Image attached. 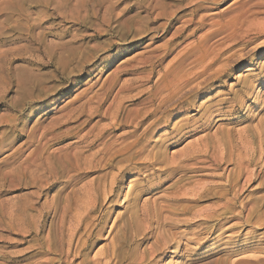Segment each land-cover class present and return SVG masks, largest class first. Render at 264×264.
Wrapping results in <instances>:
<instances>
[{
    "label": "rangeland",
    "instance_id": "1",
    "mask_svg": "<svg viewBox=\"0 0 264 264\" xmlns=\"http://www.w3.org/2000/svg\"><path fill=\"white\" fill-rule=\"evenodd\" d=\"M198 2H202L205 9L198 12L194 20V17L188 15V13L191 7ZM212 2L213 0H0V264H37L36 262L42 261L46 263L49 259H57L55 255L51 254L37 258L31 257L35 254L36 248L39 247L38 245L41 244L45 248H48L51 238L56 235L60 218L57 219V216L56 218H52V212L55 208L53 196L56 197L60 194L59 198H64L67 193L70 192L69 190L74 189L77 191V189L82 188L83 185V187L86 188L97 187V184L101 187L102 185H106V181H102L103 183L93 181V184L91 181L95 176L93 174L90 176H81L79 184L74 183L75 185L72 184L70 186L67 184L69 181L68 176H75V172H71L69 175L62 177L63 179L58 178L62 184L57 179V184L49 190H47L49 188L48 185L55 181L48 179V181L44 182L46 178L41 179L40 189H37V184L30 179L31 177L28 176V171L35 170V166L40 169L53 168L52 165L54 164L56 167L58 163L65 168H69L70 166L74 167L79 164V167H82V171L80 170L81 173L91 171L88 169V165L91 166L93 162L89 163L88 160L91 159V155L97 150V147L91 148L92 142L90 141L93 139L91 134V137L89 135L88 137L86 132L97 121L98 118L96 116H104V119L110 117L104 114L108 111V106L111 105L109 112L117 106H122V108L126 110L122 112L125 118H137L141 107L137 105V103H133L134 97L124 99V95L126 94L124 92L125 89L129 88L131 90V93H128L131 97L135 95L139 89L138 93H140V95L135 96L136 98H139L141 94L146 97L149 93H159L166 81L169 82L172 80V82L175 83L177 81V76H181L177 68V62L179 58L183 56H185L186 59L182 68L186 72L187 77L193 80V74L196 71L204 70L205 72V81L203 85L197 87L192 97L193 108L187 109L185 105H181L180 111L172 114L171 122H169L167 128H160L152 132V134H156L153 142L157 143L155 144L154 152L157 151L159 146H163L162 151L165 150V153H163V155L165 154V161L163 163L165 164H155L152 170L154 172L156 171V174L155 176L151 175L153 173L151 167L143 164L145 161L142 160L151 149L150 146L146 149V152L142 154L143 156L141 155L134 160L136 164L127 167L122 176L119 177V181L113 186L112 191L116 198L106 204L102 213L103 217L99 220V226L96 231L100 229V226L104 227H101L102 231H99L101 237L99 240H92L91 249L89 248L85 253H90L91 255L88 256L91 259L95 258L97 255L98 259L101 258L100 260H103V256L108 255V250L112 243L117 240L116 238H118V242L115 241L113 244L115 245L116 243V246H118L117 244L120 242L119 237H124L127 240V245L125 243L123 252L126 251V249L127 251L123 253L124 259H121V264H146L147 262H150V264H264V174H262L264 173V30L260 31V29L264 28V0H218L216 3ZM162 6L165 7V9L162 8ZM92 7L94 9H92ZM99 7L100 9L98 10ZM103 7L106 8L104 9ZM176 8L180 9L173 14L172 18L175 17L177 19L182 17V20L173 23L170 30L171 32L163 36L161 32L154 34L152 31H149L150 29L154 30L158 24L164 25L167 22L161 19L158 23L151 24L157 13H165L166 11V13H173L177 10ZM102 9H104V11ZM180 10L186 11L181 12ZM102 12H106L105 14L112 19L120 17L122 21L132 18L135 15V18L133 17L134 21L139 24V26L145 27L147 24L145 27L147 32H141V34L136 35L133 39L128 36L125 41L119 42L121 39V31L116 28L118 34L115 33L112 37L111 41L114 42L113 44L109 42L105 43V40L109 39L110 36H105V38L103 37L100 40L98 39V41L92 42L90 39L100 26ZM148 14L151 15V18H149L151 22L145 17V15L147 16ZM94 15L97 19H95L96 17ZM136 15L139 17H136ZM200 15L203 17L206 16V20L204 18L205 26L200 29L194 37L185 40L175 52L167 56L163 61L160 63L154 62L155 65L153 64V67H150V71L148 63H145L146 58L159 55L161 50L166 46V42L171 40V34L174 29L176 30L180 25L182 26V21L184 22L188 20V18L192 21L188 29V32H190L194 27L193 23L196 22ZM140 17L143 18L141 19ZM90 20L93 21L91 22ZM114 25L113 23L112 26ZM252 26L255 29H250L251 32L252 30L254 31L249 37H254V40L253 42L251 41L252 43L250 42L249 45L242 46L241 43L247 42V40L245 41V39H243L244 32L247 28H252ZM219 28V35L217 37L205 42L202 40L208 33ZM256 32L259 33L256 34ZM146 35L148 37L145 39ZM149 38L154 41L147 40ZM180 41L181 40H178L176 43H180ZM201 41L203 50L198 53L197 49ZM130 42L133 43L130 44ZM98 45L99 47L97 48ZM87 47L96 48L95 54L91 52L88 53ZM151 51L155 52L149 53ZM142 71L144 72L143 74H141ZM142 75L148 77L150 81L145 82V79H143L142 82L144 83L140 86L138 82L136 83L134 81L138 76ZM249 81L251 82L249 83ZM196 82L197 81L193 82L192 85ZM123 84H125L124 86L126 88ZM122 87H124L122 92L124 95L119 93L121 97L118 96L115 102H113L111 99H114L115 95L118 93L117 91L123 89ZM109 88L111 89L109 90ZM140 90H143L142 93ZM245 91L247 92L245 93ZM195 95L198 97H195ZM89 97L92 100L89 104L90 108L86 106V109L84 108L85 111H82L84 113H82L83 115L81 111L78 110L66 114L69 110H73L84 103ZM117 100L123 103L117 105ZM100 101L104 106L100 104ZM105 108L107 109L105 110ZM89 110L91 111L89 112ZM96 113L97 115H93ZM87 114L91 115V117H87ZM128 115L131 116L129 117ZM108 122V120H102L99 125H97L94 133L96 134L98 127L99 129L103 128ZM177 126L182 129V132H184V130L185 132L188 131L185 138L178 139V136L175 138L170 136ZM76 127H79L77 128L78 130L80 129L79 132ZM30 133L34 139L30 138ZM40 134H42V137ZM162 138L165 139L163 143L160 142ZM31 139L35 141H31ZM43 142L47 143L45 144ZM99 143L100 142H96L95 145ZM165 143H167V145H165ZM42 144L44 145L42 146ZM217 144L219 146H217ZM234 144L235 146H233ZM39 147H42L41 149L43 151ZM71 147H73V149ZM190 148L192 149L190 150ZM187 150L188 152H186ZM74 151L76 153H74ZM68 152L70 154H68ZM191 152L194 154L192 155ZM66 154L68 156H66ZM79 155L82 157H79ZM246 155L248 157L252 156L251 158L247 157L249 161ZM213 156L216 157L214 158ZM85 157L87 158L86 160ZM76 159H78V164L75 162L77 161ZM61 161L63 162L61 163ZM209 161H211V163ZM52 162L53 164L50 166ZM137 162L142 165H137ZM238 162H240V164ZM66 163H68L69 166H66ZM171 165L174 166L171 167ZM217 165L220 166L217 167ZM239 165L242 167L241 171L238 168ZM248 165L250 167H248ZM143 166L145 168H143ZM162 167L164 169L166 167L172 168L174 172L176 171L177 173L175 172L176 174L174 173L173 177L167 180L162 174H158L157 172L162 170ZM110 172L112 175L116 174L115 170H110ZM252 173L254 174L252 175ZM145 174L147 175L145 176ZM232 176L233 178L235 177L234 179L236 180H234ZM247 178H251L252 181L246 182L245 180H247ZM64 179L66 181H64ZM88 182L91 183L89 184ZM175 183L177 185H175ZM9 184L10 186H8ZM139 184L141 185L139 186ZM42 185L45 186L42 187ZM227 186L230 187V191L226 193L224 191L227 189ZM206 187L209 188L207 189ZM219 187L220 189H218ZM142 188L145 189L146 192L142 193V195L138 194V191ZM231 188L233 189L232 191ZM203 189H207L208 191L205 190V193H203ZM199 190L202 191L204 195L201 197L202 199L199 198L198 200L196 199V192ZM241 190L242 193L240 196ZM200 191L198 193H200ZM220 191L223 192L221 194H224V196L222 195L223 198ZM100 192L102 195L103 191ZM193 193L196 194L194 195ZM135 194L137 195V202L136 200H132ZM74 195L79 198L81 197L78 194ZM210 195H213L212 198ZM233 195H238V197L232 200ZM195 200L197 201L194 202ZM227 200L235 204V209L233 210V214L235 215L234 218H228L226 221L219 223L216 222L215 219L211 220L207 218V215H210L209 213L212 210H215V208L219 209L218 207H221ZM44 201L45 203H43V205L42 202ZM132 202L135 204L134 207ZM135 202L138 203V206ZM51 204L53 205L51 206ZM144 204L146 205L144 206ZM33 205L36 207L33 208ZM48 205L53 209L50 210ZM63 205H65V203L60 206ZM43 206L44 209L42 208ZM150 206L152 209H149ZM155 206H158V210H156L157 208L154 209ZM30 207H32L33 210ZM131 207L137 209V211L139 208L138 216L136 217L137 220L134 219V222H136L133 223L134 227L128 228V230L123 233L124 221L127 217V212L132 209ZM45 208L48 209L46 210ZM140 208L146 211L152 210L153 212L151 211L150 214L153 215L151 216L149 214V216L145 214L143 216ZM242 208H244V211ZM251 208L253 213L249 214ZM34 210L35 212H33ZM254 210L256 212H254ZM240 211H242V214H240ZM237 213H239V215ZM228 216L229 215H226V217ZM116 217H118V221ZM143 217L144 219L142 220ZM76 218L77 214L73 209L72 212L67 215L65 221L66 225L64 224L66 232L68 227V229L72 228L74 224H72L73 222L71 221ZM120 218L122 219L120 220ZM152 219L154 222H152ZM201 221L202 223L205 222V224H200ZM113 222L117 224H113ZM165 223L168 224L166 225ZM169 223L173 224L177 229ZM148 224H151L150 228L152 232ZM121 225L123 228H121ZM169 225H171L172 228L168 227ZM213 225H216L218 229L214 233H210L211 226L213 227ZM205 226L208 228H205ZM139 227H141L139 229L141 230L139 231L140 233L138 232ZM118 228L122 233H118L120 232ZM133 231H135V233H133ZM51 232L52 235H50ZM102 232L103 235L101 234ZM130 232L131 235L129 234ZM170 232H176V235L172 234L171 237ZM116 233L119 236L115 237V235H117ZM193 233L195 234L193 235ZM173 235L175 237H173ZM165 237L168 244L175 241L172 243L173 246L170 244L167 246L165 245V248L164 246H160L166 241ZM30 243L33 245L36 244V246H33L35 249L31 247L32 244ZM107 245L109 246L108 250ZM151 247L152 249H150ZM156 249L160 250L157 251ZM100 250H103V252ZM97 251L100 252L96 254L95 252ZM150 252H154L152 256L155 255V253L156 255L152 257ZM99 253L102 257L98 256ZM94 254L96 255L93 257ZM143 254L147 256L143 258ZM141 257L145 260H142ZM151 258L152 260L150 261ZM71 260L72 257H70L68 261ZM140 260L144 262L142 263Z\"/></svg>",
    "mask_w": 264,
    "mask_h": 264
},
{
    "label": "bare ground",
    "instance_id": "2",
    "mask_svg": "<svg viewBox=\"0 0 264 264\" xmlns=\"http://www.w3.org/2000/svg\"><path fill=\"white\" fill-rule=\"evenodd\" d=\"M87 1V0H86ZM144 1V0H143ZM162 1V0H161ZM173 1V0H172ZM206 1V0H205ZM211 1V0H210ZM65 2V1H64ZM147 2V1H146ZM189 2V1H188ZM204 2V1H203ZM213 2L214 3H216V2H218V0H213ZM212 2V3H213ZM66 3V2H65ZM76 3H78V2H76ZM82 3V2H81ZM96 3V2H95ZM144 3V2H143ZM191 3H193V2H191ZM211 3V4H212ZM137 4V3H136ZM150 4V3H149ZM206 4V3H205ZM74 5V4H73ZM88 5V4H87ZM90 5V4H89ZM92 5V4H91ZM147 5V4H146ZM145 5V6H146ZM189 5V4H188ZM216 5V4H215ZM78 6H80V5H78ZM82 6V5H81ZM93 6V5H92ZM83 7V6H82ZM91 7V6H90ZM95 7V6H94ZM97 7V6H96ZM147 7V6H146ZM179 7V6H178ZM79 8V7H78ZM104 8V7H103ZM106 8V7H105ZM104 8V9H105ZM162 8H164L165 9V7H163L162 6ZM167 8V7H166ZM74 9H76V8H74ZM85 9V8H84ZM92 9H94L93 7H92ZM100 9V7L98 8V10ZM104 9H102L103 11H104ZM148 9V8H147ZM157 9V8H156ZM163 9V10H164ZM177 10L175 11V12H170V13H164V12H159V13H157L154 17L155 18H153V23H151V24H156V23H158V21L159 20H161V19H164L165 21H167L168 22V24H167V22L164 24V25H161V24H158V26L154 29V30H149V31H152L154 34L155 33H157V32H161L162 34L161 35H163V36H165V35H167L169 32H171L170 30H171V28H172V25H173V23L174 22H178L179 20H182L181 18L182 17H179V18H172L173 17V14L174 13H176V12H178V10L180 9V8H176ZM205 8L203 7V3L202 2H198V3H196V4H194L192 7H191V10H189V13H188V15H190V16H192V17H194V20H195V16L197 15V13L198 12H200V11H202V10H204ZM87 10V9H86ZM145 10V9H144ZM150 10L152 11V8L150 7ZM162 10V11H163ZM76 11V10H75ZM155 11V10H154ZM181 11V10H180ZM184 11H186V10H182L181 12H184ZM248 11V10H247ZM86 12H88V11H86ZM103 13V12H102ZM106 13V12H105ZM105 13H103L102 15H101V17H100V26H99V28L95 31V34L93 35V36H91V39H90V41H98V39L100 40L101 38H105V36H110V38L109 39H107V40H105L106 42L105 43H107V42H109L110 44H113L114 42L113 41H111V39H112V37L114 36V34L115 33H117L118 31H117V29H119L120 31H121V33H120V35H121V39L119 40V42L120 41H125L127 38H128V36H130V37H132V39H133V37H135L136 35H138V34H141V32L143 33V32H147V29H145V27L147 26V24H146V26L144 25L145 24V22H144V26L145 27H143V26H139V24H137L135 21H134V18H135V15L132 17V18H129V19H124L123 21L121 20V18L120 17H117V18H115V19H112V18H110V16H107V14H105ZM152 13H155V12H152ZM95 14V13H94ZM101 14V13H100ZM137 14V13H136ZM141 14V13H140ZM140 14H139V16H140ZM240 14H242V13H240ZM248 14V13H247ZM96 15V14H95ZM94 15V16H95ZM138 15H136V17H137ZM138 16V17H139ZM186 16V15H185ZM226 16V15H225ZM91 17V16H90ZM96 17V16H95ZM98 17V18H99ZM144 17V16H143ZM143 17H140L141 19L143 18ZM145 17L147 18V20L148 21H150L149 20V18H151V15L150 14H148L147 16L145 15ZM206 16H202V15H200V17L199 18H197V20H196V22L195 23H193L194 24V27H193V29H191L190 30V32H188L189 30V27L191 26L190 24L192 23V21H191V19L189 20V18H188V20H185L184 22L182 21V26L180 25V27H178L176 30L174 29V31H173V33L171 34V40L170 41H168V42H166V46L164 47V49L163 50H161V53H159V55H156V56H149V57H147L146 58V61H145V63H148V65H149V68L150 67H153V64H154V62H161V61H163L167 56H169L170 54H172L173 52H175V50L178 48V47H180V45L185 41V40H187V39H189V38H191V37H194L195 36V34L200 30V29H202L205 25H204V18H205ZM208 18V17H207ZM95 19H97V17L95 18ZM138 19V18H137ZM141 19H139V20H141ZM231 19V18H230ZM246 19V18H245ZM205 20H206V18H205ZM91 21V20H90ZM93 21V20H92ZM91 21V22H92ZM96 21V20H95ZM94 21V22H95ZM146 21V20H145ZM228 21V20H227ZM141 22V21H140ZM151 22V21H150ZM149 22V23H150ZM206 22V21H205ZM88 23H90V22H88ZM115 24L114 26H112V24ZM139 23V22H138ZM146 23H147V21H146ZM98 24V23H97ZM181 24V23H180ZM205 24H207V23H205ZM244 24V23H243ZM90 25H92V24H90ZM99 25V24H98ZM226 25H228V24H226ZM225 25V26H226ZM252 25V24H251ZM137 26V27H136ZM258 26H260V25H258ZM94 27V26H93ZM103 27V28H102ZM208 27V26H207ZM214 27V26H213ZM85 28V27H84ZM117 28V29H116ZM91 29V28H90ZM250 29H255V28H253V26H252V28H247V30H245V32H244V35H243V39H245V41L247 40V42H245V43H241V45L242 46H246V45H249L250 44V42L252 41L253 42V38L254 37H252V38H250L249 37V35L254 31V30H252V32H251V30ZM89 30V29H88ZM219 30H220V28L219 29H217V30H214L213 32H211V33H208V35H206L202 40L205 42V41H207V40H211V39H213V38H215V37H217L218 35H219ZM264 30V28H262V29H260V31H263ZM257 31V30H256ZM259 31V30H258ZM259 31V32H260ZM151 32V33H152ZM187 32V33H186ZM259 32H256V34H258ZM152 33V34H153ZM221 33V32H220ZM237 33V32H236ZM118 34V33H117ZM148 36L146 35V37H145V39L147 38ZM141 38V37H140ZM230 38V37H229ZM232 38V37H231ZM234 38V37H233ZM238 38V37H237ZM256 38V37H255ZM242 39V38H241ZM242 39V40H243ZM135 40V39H134ZM147 40H149V41H154L153 39H151V38H149V39H147ZM178 40H181L180 41V43H176V41H178ZM89 41V40H88ZM130 41H132V40H130ZM83 42V41H82ZM87 42V41H86ZM85 42V43H86ZM251 42V43H252ZM133 42H130V44H132ZM102 44V43H101ZM118 44V43H117ZM88 45V44H87ZM136 45V44H135ZM234 45V44H233ZM102 46V45H101ZM111 46V45H110ZM132 46V45H131ZM130 46V47H131ZM99 47V45L97 46V48ZM140 47V46H139ZM109 48V47H108ZM157 48V47H156ZM84 49H85V46H84ZM95 49L96 48H90V47H87V52L88 53H94L95 54ZM198 53H200L202 50H203V44H202V41H201V44H200V46L198 47ZM234 51V50H233ZM155 51H151V52H149V53H154ZM86 53V52H85ZM96 53H97V51H96ZM82 55H84V54H82ZM88 55V54H87ZM72 56V55H71ZM73 56H75V55H73ZM93 57V56H92ZM87 58V57H86ZM90 58V57H89ZM185 59H186V57L185 56H183V57H181V58H179V60H178V62H177V68L179 69V72L181 73V76H177V81L175 82V83H173L172 82V80H170L169 82H165V84H164V86H163V88L161 89V91H159V93H156V94H152V93H149V91H148V93L149 94H147L146 95V97H144V95L143 94H141V96L139 97V98H136L135 96H137V95H140V93H138L139 92V89L137 90L138 92L137 93H135V95H133L132 97L131 96H129V94L128 93H131L130 91V89L129 88H126L124 85L126 84H123V86L126 88L125 89V95L122 93L123 92V90H124V87H122L123 89H120L119 91H117L116 93V95H115V97H114V99L112 98L111 100H113V102H115V99H117V97L119 96V93H122L123 95H124V99H130V98H133L134 100H133V103L135 104V103H137V105H139L140 107H141V109H140V113H138L139 115H138V117L137 118H135V119H127V118H125L124 116H123V111L125 110V109H123L122 108V106L120 107V106H117L116 108H114L111 112H109L110 111V108H111V105L110 106H108L109 108H108V111H104L105 112V116H110V117H108L107 119H104L105 117L103 116H99V115H97V113L96 114H93V115H97L96 117L98 118L97 119V121L95 122V124L92 126V127H90V129L89 130H87V132H86V135L88 136H90V134H91V136H92V141H90V142H92V145H91V148L92 147H97V150L96 151H94L93 153H92V157H91V159L90 160H88L89 161V163H92L93 162V164L90 166V165H88V169H90L91 171H89V172H80V170L82 169V167L80 168L79 167V164H78V159H76L77 161H75L78 165L77 166H70L69 168H65V167H62V165H60L59 163L56 165V167H55V165L53 164V162L52 163H50V166H51V164H53L52 166H53V168H46V169H40V168H38V167H36L35 166V170H29L28 171V176H30L31 178V180H33L36 184H37V189H40V186H41V179H45L46 178V180L44 181V182H46V181H48V179H50V180H52V181H55V182H51L50 183V185H48V189L47 190H49V189H51L54 185H56L57 183H56V181H57V179L58 178H61V179H63L62 177H65V176H67V175H69L71 172H75L74 173V175L75 176H68L69 177V181L67 182V184H69L70 186L72 185V184H74V183H78L79 184V182H80V179H81V176H90V175H95L94 177H93V179L91 180L92 182L94 181V182H97V183H103L104 181H106V185H102V187L99 185V184H97V187H89V185H88V187L89 188H86V187H83L82 186V188H79V189H77V191H75L74 189L73 190H69L70 192L69 193H67V195L63 198H59L60 197V194H59V196L57 197H55V196H53V199H54V210H53V212H52V218H56V216H57V219H59L60 218V223H59V226H58V228H57V230H56V235L53 237V238H51V240H50V244H48V248H45L43 245H38L39 247H37L36 249L37 250H35L36 252H35V254H33L31 257H43V256H46V255H48V254H51V255H55L56 257H57V259H54V258H52L51 260L49 259V260H47V262L46 263H43L42 261H40V262H36L37 264H74V263H76V264H121V259H124V255H123V253L125 252L126 253V251H127V249H126V251H124L123 252V249H125V243L127 242V240L124 238V237H122V238H120L119 237V239H120V242L117 244L118 246H116V243H115V245L113 244L115 241L116 242H118L117 240H118V238H116L117 240H115L113 243H112V245L110 246V248H109V246L107 247V250H108V248H109V250H108V255H104L103 256V260H100V259H98L97 258V255L96 254H98V252H100V251H97V252H95L96 254H94L93 255V257L95 256V258H89V256L88 255H91L90 253L89 254H86L85 252L90 248L91 249V247H92V243L91 242H93L92 240H99L100 239V237H101V235L99 234V231L101 230V227L102 226H100V229H98L97 231H96V229H97V227L99 226V220L100 219H102V217H103V210H104V207L106 206V204L108 203V202H111L114 198H116L115 197V194H113V191H112V189H113V186L114 185H116V183H117V181H119L118 179H119V177H121L122 176V174L125 172V170L127 169V167H130V165H132V164H136V163H134V160L136 159V158H138V157H140L144 152H146V149L148 148V147H150L151 146V149L148 151V153L144 156V158H142V160L143 161H145V163H143V164H146V166H148V167H151V171H153L152 170V167L155 165V164H165V163H163L165 160H164V155H163V153H165L164 151H162L163 150V146H159V148H157V151L156 152H154V148H155V144H157L156 142H153V140H154V137H156V134H152V132L153 131H156V130H158V129H160V128H167L168 127V125H169V122H171V117H172V114L175 112V113H178L179 111H180V109H181V105H185L186 107H187V109H189V108H191L192 106H193V99H192V97L194 96V94H195V92H196V90H197V87H200L201 85H203V83H204V81H205V78H204V75H205V72H204V70H198V71H196L194 74H193V80L191 79V78H189V77H187V74H186V72L184 71V69L182 68V66L184 65V62H185ZM81 61V60H80ZM143 63V62H142ZM176 64V63H175ZM143 65V64H142ZM146 65V64H145ZM155 65V64H154ZM172 65V64H171ZM174 65V64H173ZM147 66V65H146ZM145 66V67H146ZM5 67V66H4ZM148 67V66H147ZM175 67V66H174ZM133 68H135V67H133ZM142 69H143V67H142ZM146 69V68H145ZM146 70H148V69H146ZM145 70V71H146ZM150 71H151V68H150ZM153 71V70H152ZM144 72L142 71L141 72V74H143ZM167 73V72H166ZM134 74V73H133ZM147 75H149V74H147ZM150 75H152V74H150ZM166 76H167V74H166ZM138 77H140V78H138ZM136 79H135V81L134 82H138L139 83V85L141 86L144 82H142V80L143 79H145L144 81L145 82H149L150 80H149V78L148 77H144V75H142V76H138ZM168 77H172V76H168ZM162 79H164V78H162ZM195 81H197L195 84H193L192 85V83L193 82H195ZM243 82V81H242ZM251 81H249V83H250ZM129 85V84H128ZM159 85V84H158ZM161 85V84H160ZM108 86V85H107ZM107 86H106V88H107ZM111 86V85H110ZM130 86V85H129ZM242 86V85H241ZM248 86H249V84H248ZM120 88V87H119ZM249 88V87H248ZM34 89V88H33ZM105 89V88H104ZM111 88H109V90H110ZM135 89V88H134ZM1 90V89H0ZM113 90V89H112ZM246 90V89H245ZM103 91V90H102ZM108 91V90H107ZM134 91V90H133ZM141 91V93H142V91L143 90H140ZM248 91V90H247ZM247 91H245V93L247 92ZM1 92V91H0ZM199 92V91H198ZM249 92V91H248ZM32 93V92H31ZM147 93V92H146ZM102 94H104V93H102ZM248 94V93H247ZM250 94V93H249ZM252 94V93H251ZM23 95V94H22ZM109 95V94H108ZM162 95V96H161ZM83 96V95H82ZM102 96V95H101ZM100 96V97H101ZM218 96V95H217ZM32 97V96H31ZM119 97H121V95L119 96ZM195 97H198L197 95H195ZM228 97V96H227ZM27 98V97H26ZM37 98H38V96H37ZM97 98H99V97H97ZM103 98V97H102ZM101 98V99H102ZM234 98V97H233ZM237 98V97H236ZM33 99V98H32ZM95 99V98H94ZM105 99V98H104ZM123 99V98H122ZM124 99H123V101H124ZM196 99V98H195ZM228 99V98H227ZM232 99V98H231ZM260 99V98H259ZM26 100V99H25ZM38 100V99H37ZM83 100V99H82ZM98 100V99H97ZM100 100V99H99ZM91 99H90V97H89V99H87V100H85L84 101V103H80L81 105H79L77 108H74L73 110H69L66 114H68V113H70V112H72V111H76V110H78V111H81V114L83 113L82 111H85L84 110V108L86 109V106H88L87 108H90L89 107V104L91 103ZM129 101V100H128ZM103 102H105V101H103ZM111 102V101H110ZM117 102H118V100H117ZM125 102V101H124ZM119 103H123V102H118V104L117 105H119ZM196 103V102H195ZM238 103V102H237ZM100 104H101V101H100ZM99 104V105H100ZM120 104V105H121ZM95 105V104H94ZM102 105V104H101ZM113 105V104H112ZM92 106V105H91ZM97 108H99L97 105H95ZM102 106H104V105H102ZM114 106V105H113ZM124 106V105H123ZM196 106V105H195ZM194 106V107H195ZM219 106V105H218ZM221 106V105H220ZM183 107V106H182ZM247 107V106H246ZM193 108V107H192ZM201 108V107H200ZM107 108H105V110H106ZM138 109V110H139ZM215 109V108H214ZM220 109V108H219ZM223 109V108H222ZM264 109V108H263ZM67 110V109H66ZM93 110V109H92ZM99 110V109H98ZM185 110V109H184ZM201 110V109H200ZM206 110V109H205ZM238 110V109H237ZM91 110H89V112H90ZM97 111V110H96ZM95 111V112H96ZM126 111V110H125ZM124 111V112H125ZM204 111V110H203ZM220 111V110H219ZM94 112V113H95ZM99 112V111H98ZM101 112V111H100ZM197 112H198V110H197ZM207 112V111H206ZM211 113V112H210ZM72 114V113H71ZM74 114V113H73ZM76 114V113H75ZM80 114V115H81ZM84 114V113H83ZM82 114V115H83ZM99 114V113H98ZM125 114V113H124ZM183 114V113H182ZM203 114V113H202ZM218 114H219V112H218ZM222 114V113H221ZM78 115H79V112H78ZM212 115V114H211ZM215 115V114H214ZM88 116H90L91 117V115H88L87 114V117ZM127 116V115H126ZM129 116V115H128ZM131 116V115H130ZM129 116V117H130ZM136 116H137V113H136ZM219 116V115H218ZM69 117H71V116H69ZM81 117V116H80ZM79 117V118H80ZM92 117H94V116H92ZM260 117V116H259ZM16 118V117H15ZM68 118V117H67ZM75 118V117H74ZM84 118V117H83ZM202 118V117H201ZM205 118V117H204ZM69 119V118H68ZM71 119H73L72 117H71ZM76 119V118H75ZM85 119H90V118H85ZM84 119V120H85ZM93 119V118H92ZM83 120V121H84ZM102 120H108L109 122H108V124L106 125V126H103V128H100L99 129V127H98V129L96 130L97 132H96V134L94 133V131H95V129H96V127H97V125H99V123L102 121ZM19 121V120H18ZM88 121V120H87ZM181 121V120H180ZM179 121V122H180ZM185 121V120H184ZM179 122H177V123H179ZM80 123V122H79ZM181 123V122H180ZM186 123V122H185ZM184 124V123H183ZM83 125V124H82ZM174 125H176V124H174ZM182 125V124H181ZM186 125V124H185ZM190 125V124H189ZM188 125V126H189ZM14 126V125H13ZM77 126V125H76ZM80 127H81V125H80ZM172 127H174V126H172ZM179 126H177L176 127V129H174L173 131H172V134L170 135V136H172V137H176V136H178L177 138L178 139H181V138H185V136L187 135V132H185V130H184V132H182V129H180V127L178 128ZM190 127V126H189ZM204 127V126H203ZM207 127V126H206ZM73 128H75V127H73ZM77 128H79V127H76V129ZM82 128V127H81ZM175 128V127H174ZM192 128V127H191ZM70 129V128H69ZM72 130V129H71ZM78 130V129H77ZM77 130H76V132H77ZM80 130V129H79ZM79 130H78V132H79ZM187 130V129H186ZM188 130H190V129H188ZM196 130V129H195ZM13 131V130H12ZM34 132V131H33ZM68 132V131H67ZM69 132H70V130H69ZM119 132V133H118ZM190 132V131H189ZM43 133H45V132H43ZM118 133V134H117ZM31 134V133H30ZM65 134V133H64ZM67 134H69V133H67ZM73 134V133H72ZM76 134V133H75ZM80 134V133H79ZM37 135V134H36ZM42 134H40V136H41ZM43 135H45V134H43ZM51 135V134H50ZM57 135V134H56ZM60 135V134H59ZM77 135V134H76ZM217 135V134H216ZM3 136V135H2ZM30 136V135H29ZM61 136V135H60ZM71 136V135H70ZM74 136V135H73ZM78 136V135H77ZM88 136V137H89ZM90 136V137H91ZM163 136V135H162ZM169 136V135H168ZM4 137V136H3ZM27 137V136H26ZM35 137V136H34ZM42 137V136H41ZM46 137V136H45ZM44 137V138H45ZM58 137V136H57ZM56 137V138H57ZM64 137V136H63ZM80 137H82V136H80ZM171 137V138H172ZM207 137V136H206ZM205 137V138H206ZM232 137H234V136H232ZM2 138V137H1ZM30 138H32V134H31V137ZM61 138V137H60ZM59 138V139H60ZM85 138V137H84ZM83 138V139H84ZM157 138H158V136H157ZM170 138V137H169ZM229 138V137H228ZM32 139H34V138H32ZM31 139V141H35V140H32ZM53 139V138H52ZM61 139H63V138H61ZM86 139H88V138H86ZM28 140H29V137H28ZM39 140V139H38ZM41 140H42V138H41ZM57 140H58V138H57ZM56 140V141H57ZM80 140V139H79ZM160 140V139H159ZM200 140V139H199ZM198 140V141H199ZM84 141H86V140H84ZM88 141V140H87ZM142 141H144V142H142ZM165 141V139H161L160 140V142H164ZM220 141V140H219ZM240 141V140H239ZM253 141V140H252ZM48 142V141H47ZM47 142H43V143H47ZM51 142H53V141H51ZM60 142V141H59ZM74 142V141H73ZM79 142V141H78ZM89 142V141H88ZM96 142H100L99 144H97V145H95V143ZM159 142V141H158ZM179 142V141H178ZM241 142V141H240ZM251 142V141H250ZM55 143H57V142H55ZM71 143V142H70ZM81 143V142H80ZM219 143V142H218ZM238 143V142H237ZM244 143V142H243ZM246 143V142H245ZM35 144V143H34ZM38 144H39V142H38ZM59 144V143H58ZM224 144V143H223ZM3 145V144H2ZM9 145V144H8ZM27 145H30V144H27ZM44 144H42V146H43ZM48 145V144H47ZM70 145V144H69ZM164 145V144H163ZM165 145H167V143H165ZM258 145V144H257ZM25 146H26V142H25ZM37 146V145H36ZM80 146V145H79ZM84 146V145H83ZM217 146H219L218 144H217ZM222 146V145H221ZM233 146H235V144L233 145ZM47 147V146H46ZM85 147V146H84ZM88 147V146H87ZM100 147V148H99ZM157 147V146H156ZM187 147V146H186ZM191 147V146H190ZM196 147V146H195ZM245 147V146H244ZM1 148H3V147H1ZM28 148V147H27ZM40 148V147H39ZM42 148V147H41ZM40 148V149H41ZM49 148V147H48ZM65 148V147H64ZM72 149H73V147H71ZM189 148V147H188ZM217 148V147H216ZM220 148H222V147H220ZM232 148H234V147H232ZM237 148V147H236ZM43 149H44V147H43ZM47 149V148H46ZM75 149H77V148H75ZM192 148H190V150H191ZM202 149V148H201ZM263 149V148H262ZM38 150V149H37ZM42 150V149H41ZM58 150H60V149H58ZM68 150V149H67ZM70 150V149H69ZM68 150V151H69ZM88 150V149H87ZM198 150V149H197ZM214 150V149H213ZM237 150H239V149H237ZM36 151V150H35ZM43 151V150H42ZM71 151V150H70ZM75 151H77V150H75ZM74 151V153H76ZM84 151H85V149H84ZM91 151V150H90ZM194 151V150H193ZM40 152V151H39ZM61 152V151H60ZM186 152H188V150L186 151ZM195 152V151H194ZM220 152V151H219ZM221 152H223V151H221ZM229 152H230V150H229ZM252 152V151H251ZM260 152V151H259ZM43 153V152H42ZM41 153V154H42ZM44 153H45V151H44ZM43 153V154H44ZM53 153V152H52ZM55 153H57V152H55ZM54 153V154H55ZM66 153V152H65ZM64 153V154H65ZM167 153V152H166ZM181 153H183V152H181ZM192 153V152H191ZM197 153V152H196ZM241 153H242V151H241ZM244 153H245V151H244ZM50 154V153H49ZM48 154V155H49ZM62 154H63V152H62ZM68 154H70L69 152H68ZM80 154V153H79ZM86 154H87V152H86ZM187 154V153H186ZM194 153H192V155H193ZM259 154V153H258ZM37 155H38V153H37ZM59 155V154H58ZM75 155V154H74ZM88 155V154H87ZM90 155V154H89ZM182 155V154H181ZM253 155V154H252ZM49 156H51V155H49ZM54 156V155H53ZM56 156V155H55ZM60 156V155H59ZM66 156H68L67 154H66ZM70 156V155H69ZM143 156V155H142ZM183 156V155H182ZM181 156V157H182ZM185 156V155H184ZM237 156V155H236ZM250 156V155H249ZM13 157V156H12ZM41 157H42V155H41ZM73 157H75V156H73ZM79 157H82V156H80L79 155ZM179 157V156H178ZM191 157V156H190ZM207 157V156H206ZM209 157V156H208ZM211 157V156H210ZM214 157V156H213ZM216 157V156H215ZM214 157V158H215ZM241 157V156H240ZM248 156L246 155V158H247ZM252 157V156H251ZM251 157H248V158H251ZM51 158V157H50ZM62 158V157H61ZM60 158V159H61ZM63 158H64V156H63ZM77 158V157H76ZM248 158H247V160H248ZM41 159V158H40ZM39 159V160H40ZM45 159V158H44ZM58 159H59V157H58ZM57 159V160H58ZM87 158L85 157V160H86ZM140 159V158H139ZM168 159H170V158H168ZM180 159V158H179ZM208 159V158H207ZM219 159V158H218ZM230 159H231V157H230ZM240 159V158H239ZM245 159V158H244ZM243 159V160H244ZM254 159V158H253ZM51 160V159H50ZM198 160V159H197ZM217 160V159H216ZM226 160V159H225ZM233 160V159H232ZM236 160H237V158H236ZM235 160V161H236ZM242 160V159H241ZM251 160V159H250ZM53 161V160H52ZM54 161H55V159H54ZM79 161H80V159H79ZM170 161V160H169ZM172 161V160H171ZM179 161V160H178ZM186 161H187V159H186ZM224 161V160H223ZM249 161V160H248ZM60 162V161H59ZM63 161H61V163H62ZM68 163H69V161H67ZM174 162V161H173ZM177 162V161H176ZM183 162V161H182ZM189 162V161H188ZM194 162V161H193ZM200 162V161H199ZM198 162V163H199ZM208 162V161H207ZM210 163H211V161H209ZM215 162V161H214ZM237 162V161H236ZM46 163H47V161H46ZM68 163H66V166H69L68 165ZM83 163H84V160H83ZM88 163V162H87ZM184 163V162H183ZM204 163V162H203ZM233 163V162H232ZM239 164H240V162H238ZM242 163V162H241ZM250 163H252V162H250ZM250 163H247V164H250ZM254 163V162H253ZM38 164V163H37ZM43 164V163H42ZM69 164H71V163H69ZM74 164V163H73ZM167 164V163H166ZM192 164H194V163H192ZM221 164V163H220ZM234 164H235V162H234ZM30 165V164H29ZM33 165V164H32ZM41 165V164H40ZM72 165V164H71ZM82 165V164H81ZM87 165V164H86ZM137 165H142V164H140L139 162H137ZM181 165V164H180ZM185 165V164H184ZM187 165V164H186ZM189 165H191V164H189ZM198 165V164H197ZM222 165V164H221ZM65 166V165H64ZM135 166V165H134ZM174 166V165H173ZM172 165H171V167H173ZM176 166H179V165H176ZM195 166V165H194ZM220 165H217V167H219ZM235 166V165H234ZM21 167V166H20ZM29 167V166H28ZM49 167V166H48ZM139 167V166H138ZM159 167V166H158ZM181 167V166H180ZM184 167V166H183ZM187 167V166H186ZM212 167V166H211ZM246 167H247V165H246ZM248 167H250L249 165H248ZM25 168V167H24ZM31 168V167H30ZM32 168H34V167H32ZM83 168H84V166H83ZM132 169H135L134 167H131ZM141 168V167H140ZM143 168H145L144 166H143ZM163 168V167H162ZM175 168V167H174ZM188 168V167H187ZM198 168V167H197ZM214 168V167H213ZM238 168H239V170L241 171L242 170V167H241V165H239L238 166ZM244 168V167H243ZM147 169V168H146ZM145 169V170H146ZM158 169V168H157ZM177 169H179V168H177ZM193 169V168H192ZM219 169V168H218ZM18 170V169H17ZM20 170V169H19ZM110 170H115L116 171V174H114V175H112L111 174V172H110ZM129 170H130V168H129ZM141 170V169H140ZM180 170V169H179ZM190 170V169H189ZM202 170V169H201ZM82 171V170H81ZM86 171V170H85ZM134 171V170H133ZM182 171V170H181ZM184 171V170H183ZM188 171V170H187ZM192 171V170H191ZM194 171V170H193ZM263 171V170H262ZM19 172V171H18ZM22 172V171H21ZM24 172V171H23ZM27 172V171H26ZM141 172V171H140ZM158 172V174H162L167 180H170L172 177H173V175H174V173L176 172H174V169H172V168H163L162 170H160V171H157ZM195 172V171H194ZM236 172V171H235ZM260 172H261V170H260ZM130 173V172H129ZM139 173V172H138ZM152 173V172H151ZM177 173V172H176ZM175 173V174H176ZM190 173V172H189ZM249 173H251V172H249ZM13 174V173H12ZM20 174H23V173H20ZM155 174H156V171L154 172L153 171V173L151 174V175H154L155 176ZM188 174V173H187ZM254 173H252V175H253ZM262 174H264V173H262ZM72 175V174H71ZM130 175V174H129ZM147 174H145V176H146ZM184 175V174H183ZM233 175V174H232ZM258 175V174H257ZM23 176V175H22ZM46 176V177H45ZM157 176V175H156ZM181 176H182V172H181ZM186 176V175H185ZM237 176H238V174H237ZM241 176V175H240ZM248 176V175H247ZM19 178H21L20 176H18ZM144 177V176H143ZM158 177V176H157ZM175 177V176H174ZM249 177V176H248ZM257 177V176H256ZM261 177V176H260ZM14 178V177H13ZM147 178H148V176H147ZM163 178V177H162ZM180 178V177H179ZM232 178H233V176H232ZM231 178V179H232ZM235 178V177H234ZM233 178V179H234ZM238 178H239V176H238ZM87 179V178H86ZM150 179V178H149ZM229 179V178H228ZM241 179H242V177H241ZM256 179V178H255ZM254 179V180H255ZM14 180H16V179H14ZM49 180V181H50ZM84 180V179H83ZM107 180H109V181H107ZM121 180V179H120ZM167 180H165V181H167ZM234 180H236V179H234ZM18 181V180H17ZM30 181V180H29ZM58 181H59V179H58ZM62 181V180H61ZM64 181H66L65 179H64ZM63 181V182H64ZM90 181V180H89ZM103 181V182H102ZM178 181V180H177ZM176 181V182H177ZM179 181H180V179H179ZM233 181V180H232ZM246 182H250V181H252L251 180V178H247V180H245ZM28 182V181H27ZM43 182V181H42ZM60 182V181H59ZM94 182H93V184H94ZM235 182V181H234ZM25 183H26V181H25ZM24 183V184H25ZM61 183V182H60ZM89 184L91 183V182H88ZM228 183V182H227ZM230 183V182H229ZM237 183V182H236ZM243 183H245V182H243ZM260 183V182H259ZM259 183H258V186H259ZM12 184H13V182H12ZM16 184V183H15ZM22 184H23V182H22ZM49 184V183H48ZM62 184V183H61ZM86 184V183H85ZM136 184V183H135ZM203 184V183H202ZM225 184V183H224ZM261 184V183H260ZM68 185V186H69ZM75 185V184H74ZM77 185V184H76ZM138 185V184H137ZM141 184H139V186H140ZM145 185H146V183H145ZM149 185V184H148ZM175 185H177L176 183H175ZM228 185V184H227ZM231 185V184H230ZM234 185V184H233ZM8 186H10V184L8 185ZM27 186V185H26ZM30 186V185H29ZM43 186H45V185H42V187ZM95 186V185H94ZM135 186V185H134ZM222 186V185H221ZM236 186V185H235ZM242 186V185H241ZM245 186V185H244ZM243 186V187H244ZM65 187H66V185H65ZM105 187V188H104ZM205 187V186H204ZM216 187V186H215ZM223 187V186H222ZM226 187V186H225ZM247 187V186H246ZM34 188V187H33ZM72 188V187H71ZM74 188V187H73ZM196 188V187H195ZM194 188V189H195ZM207 188V187H206ZM209 188V187H208ZM207 188V189H208ZM245 188V187H244ZM259 188H260V186H259ZM262 188H263V186H262ZM32 189V188H31ZM43 189H45V188H43ZM60 189V188H59ZM64 189V188H63ZM130 189V188H129ZM145 189H146V187H145ZM145 189H140L139 191H138V194H141L142 195V193H144V192H146L145 191ZM149 189V188H148ZM150 189H151V187H150ZM198 189H200V188H198ZM198 189H196V190H198ZM207 189H203V193H205L204 191L205 190H207ZM210 189H212V188H210ZM214 189H216V188H214ZM213 189V190H214ZM218 189H220V187L218 188ZM239 189V188H238ZM237 189V190H238ZM258 189V188H257ZM107 190V191H106ZM233 189L231 188V191H232ZM243 190V189H242ZM242 190H241V192H240V196H241V193H242ZM59 191V190H58ZM57 191V192H58ZM67 191V190H66ZM100 191H103L102 193V195H101V192ZM105 191V192H104ZM132 191V190H131ZM156 191V190H155ZM200 191V190H199ZM199 191H197L196 193H197V197H196V199H198L199 200V198L200 199H202L201 197L204 195L203 193H202V191H200V193H198ZM208 191V190H207ZM212 191V190H211ZM222 191V190H221ZM220 191V194L221 193H223V192H221ZM223 191H224V188H223ZM230 191V187H228L227 186V189L224 191V192H229ZM244 191V190H243ZM36 192H37V190H36ZM45 192V191H44ZM216 192V191H215ZM218 192V191H217ZM49 193V192H48ZM60 193H63V192H60ZM106 193V194H105ZM115 193V192H114ZM132 193V192H131ZM195 193V194H196ZM225 193V194H226ZM38 194V193H37ZM56 194H58V193H56ZM74 194H78V195H80L81 197L79 198V197H76ZM194 194V193H193ZM194 194V195H195ZM219 194V195H220ZM237 194V193H236ZM40 195V194H39ZM45 195V194H44ZM62 195V194H61ZM150 195V194H149ZM174 195V194H173ZM215 195V194H214ZM224 196V194H221V196ZM228 195V194H227ZM136 194L135 195H133V197H132V200H136ZM139 196V195H138ZM208 196V195H207ZM211 196V198H212V196L213 195H210ZM216 196V195H215ZM223 196H222V198H223ZM195 197V196H194ZM193 197V198H194ZM238 197V195L236 196V195H233V197H232V200H234L235 198H237ZM31 198V197H30ZM38 198V197H37ZM128 198H129V196H128ZM214 198V197H213ZM231 198V197H230ZM46 199V198H45ZM52 199V198H51ZM82 199V200H81ZM195 199V198H194ZM261 199H263V198H261ZM38 200V199H37ZM47 200V199H46ZM217 200V199H216ZM264 200V199H263ZM39 201V200H38ZM197 200H195L194 202H196ZM236 201V200H235ZM136 202H137V200H136ZM135 202V203H136ZM201 202V201H200ZM234 202V201H233ZM35 203V202H34ZM43 203H45V201L44 202H42V204ZM51 203H52V201H51ZM65 203V205H63V206H60L61 204H64ZM80 203V204H79ZM133 203V207H134V202H132ZM33 204V203H32ZM36 204V203H35ZM39 204V203H38ZM48 204V203H47ZM46 204V205H47ZM110 204V203H109ZM237 204V203H236ZM44 205V204H43ZM53 204H51V206H52ZM79 205H81V206H79ZM131 205V204H130ZM136 205L138 206V203H136ZM146 204H144V206H145ZM235 204H233V203H231V201L230 200H227L221 207H218L219 209H217V208H215V210H212L209 214L210 215H207V218L209 219H211V220H216V222H223V221H226V219H228V218H234L235 217V215L233 214V210L235 209V206H234ZM30 206H32V205H30ZM34 206V205H33ZM49 206V205H48ZM136 206V207H137ZM154 206V205H153ZM243 206V205H242ZM36 206H34L33 208H35ZM47 207V206H46ZM50 207V206H49ZM133 207H131L130 209V211H128L126 214H127V217H126V219H125V221H124V228L122 227V225H123V223H122V225H121V228H123L124 229V232L123 233H125V231L126 230H128V228L130 229V228H132V226H133V223H136V222H134L135 220L134 219H136V217L138 216V211H139V208H138V211H137V209H134ZM158 207V206H157ZM156 206H155V208L154 209H156L157 208ZM31 209H32V207H30ZM43 209H44V206L42 207ZM109 208V207H108ZM144 208V207H143ZM143 208H140V210H141V212L143 213V216L145 215V214H147V215H149L150 214V212L152 211H146V210H144ZM160 208V207H159ZM239 208V207H238ZM36 209H38V208H36ZM40 209V208H39ZM46 210L48 209V208H45ZM50 210L51 209H53L52 207H50L49 208ZM74 209V211H76V214H77V218L76 219H74L73 221H71V222H73L72 224H74L73 226H72V228H70V229H68L67 228V232H66V229H65V221H66V218H67V215L70 213V212H72V210ZM129 209V208H128ZM147 209H148V207H147ZM149 209H152L151 208V206H150V208ZM213 209V208H212ZM243 209V211H244V208H242ZM257 209V208H256ZM30 210V209H29ZM33 210V209H32ZM42 210V209H41ZM156 210H158V208L156 209ZM155 210V211H156ZM24 211V210H23ZM26 211V210H25ZM107 211H108V209H107ZM106 211V212H107ZM259 211V210H258ZM27 212V211H26ZM31 212V211H30ZM33 212H35V210L33 211ZM105 212V213H106ZM153 212V211H152ZM158 212V211H157ZM241 212V213H240ZM239 213L240 214H242V211H240ZM254 212H256L255 210H254ZM48 213H51V212H48ZM208 213V212H207ZM239 213H237L238 215H239ZM253 213V210H252V208L249 210V214H252ZM75 214V213H74ZM102 214V215H101ZM160 214V213H159ZM248 214V213H247ZM248 214V215H249ZM43 215V214H42ZM50 215V214H49ZM105 215V214H104ZM151 215V214H150ZM149 215V216H150ZM153 215V214H152ZM151 215V216H152ZM226 215H229L228 217H226ZM20 216V215H19ZM26 216V215H25ZM106 216H107V214H106ZM159 216V215H158ZM157 216V217H158ZM46 217V216H45ZM47 217H49V216H47ZM156 217V216H155ZM25 218V217H24ZM39 218V217H38ZM51 218V219H52ZM71 218V217H70ZM75 218V217H74ZM108 218V217H107ZM138 218H140V217H138ZM146 218V217H145ZM249 218V217H248ZM44 219V218H43ZM116 219H117V221L119 220L118 219V217H116ZM122 218H120V220H121ZM144 219V217L142 218V220ZM150 219V218H149ZM158 219V218H157ZM206 219V218H205ZM41 220V219H40ZM46 220V219H45ZM71 220H72V218H71ZM137 220V219H136ZM153 220V219H152ZM204 220V219H203ZM207 220V219H206ZM14 221V220H13ZM25 221V220H24ZM43 221V220H42ZM107 221V220H106ZM116 221V220H115ZM247 221V220H246ZM57 222V221H56ZM95 222V223H94ZM105 222V221H104ZM103 222V223H104ZM123 222V221H122ZM151 222V221H150ZM152 222H154V220L152 221ZM156 222H157V220H156ZM199 222V221H198ZM210 222V221H209ZM114 223H116V222H113V224ZM143 223V222H142ZM162 223V222H161ZM211 223H212V221H211ZM38 224V223H37ZM65 224V225H64ZM117 224V223H116ZM152 224V223H151ZM150 224V225H151ZM166 224V223H165ZM168 224V223H167ZM166 224V225H167ZM169 224H171V223H169ZM200 224H205V222H203L202 223V221H201V223ZM29 225V224H28ZM41 225V224H40ZM44 225H45V223H44ZM103 225V224H102ZM104 225H105V223H104ZM136 225V224H135ZM147 225V224H146ZM149 225V224H148ZM150 225H149V228H150ZM158 225V224H157ZM171 225H173V224H171ZM171 225H169L168 227H171L172 228V226ZM179 225V224H178ZM193 225V224H192ZM218 225V224H217ZM35 226V225H34ZM57 226V225H56ZM138 226V225H137ZM180 226V225H179ZM183 226V225H182ZM202 226V225H201ZM114 227V226H113ZM134 227V226H133ZM136 227V226H135ZM158 227V226H157ZM159 227H160V225H159ZM166 227V226H165ZM167 227V228H168ZM173 227H175L174 225H173ZM217 226L216 225H213V227L211 226V231H210V233H214L218 228H216ZM220 227V226H219ZM27 228V227H26ZM31 228V227H30ZM46 228V227H45ZM102 228H104V227H102ZM115 228V227H114ZM141 227H139L138 228V232L139 231H141V230H139ZM176 228V227H175ZM192 228V227H191ZM197 228V227H196ZM205 228H208V227H206L205 226ZM33 229V228H32ZM122 229V230H123ZM145 229H146V227H145ZM177 229V228H176ZM198 229V228H197ZM200 229H202V228H200ZM199 229V230H200ZM210 229V228H209ZM104 230V229H103ZM118 230H119V228H118ZM118 230H117V232H118ZM195 230V229H194ZM198 230V231H199ZM52 231V230H51ZM55 231V230H54ZM102 231V230H101ZM113 231V230H112ZM120 231V230H119ZM137 231V230H136ZM149 231V230H148ZM148 231H146V232H148ZM150 231H151V228H150ZM172 231V230H171ZM197 231V232H198ZM202 231V230H201ZM104 232V231H103ZM103 232L101 233L102 235H103ZM152 232V231H151ZM205 232V231H204ZM38 233H39V231H38ZM119 234L120 233H122V231H120V232H118ZM133 233H135V231H133ZM140 233V232H139ZM167 233V232H166ZM171 233V232H170ZM178 233V232H177ZM202 233V232H201ZM208 233V232H207ZM34 234V233H33ZM49 234V233H48ZM47 234V235H48ZM110 234V233H109ZM117 234V233H116ZM130 235H131V232L129 233ZM136 234H138V233H136ZM143 234V233H142ZM142 234H141V236H142ZM145 234V233H144ZM172 234H174V235H176V232L175 233H171V237H172ZM195 233H193V235H194ZM50 235H52V232H51V234ZM111 235V234H110ZM110 235H109V237H110ZM114 235V234H113ZM122 235H125V234H122ZM134 235V234H133ZM138 235H140V234H138ZM147 235V234H146ZM162 235V234H161ZM167 235V234H166ZM168 235H169V233H168ZM167 235V236H168ZM173 235V237H175ZM197 235H198V233H197ZM197 235H195V236H197ZM30 236V235H29ZM116 236H119L118 234L117 235H115V237ZM121 236V235H120ZM126 236V235H125ZM113 237V236H112ZM138 237V236H137ZM161 237V236H160ZM198 237V236H197ZM33 238V237H32ZM37 238V237H36ZM114 238V237H113ZM146 238V237H145ZM144 238V239H145ZM169 238H170V236H169ZM196 238V237H195ZM34 239V238H33ZM32 239V240H33ZM42 239V238H41ZM112 239V238H111ZM128 239H130V238H128ZM134 239V238H133ZM149 239V238H148ZM147 239V240H148ZM162 239V238H161ZM165 239H166V237H165ZM164 239V240H165ZM37 240V239H36ZM141 240V239H140ZM163 240V241H164ZM42 241V240H41ZM49 241V240H48ZM103 241V240H102ZM133 241V240H132ZM143 241V240H142ZM158 241V240H157ZM33 242V241H32ZM34 242H35V240H34ZM47 242V241H46ZM112 242V241H111ZM110 242V243H111ZM128 242H129V240H128ZM131 242V241H130ZM175 241H173L172 243H174ZM41 243V242H40ZM136 243H138V242H136ZM155 243H157V242H155ZM170 244V245H172L173 246V244ZM29 244V243H28ZM30 244H32V243H30ZM38 244V243H37ZM42 244H43V242H42ZM95 244V243H94ZM130 244V243H129ZM132 244V243H131ZM135 244V243H134ZM158 244V243H157ZM168 244V241H167V239H166V241L164 242V243H162L160 246H164V248H165V245L167 246V245H169ZM126 245H127V243H126ZM135 245H137V244H135ZM134 245V246H135ZM159 245H157V246H159ZM177 245V244H176ZM179 245V244H178ZM33 246H36V244L35 245H33L32 244V248H34ZM152 246V245H151ZM105 247V248H106ZM128 247V246H127ZM138 247V246H137ZM140 247V246H139ZM153 247V246H152ZM152 247L150 248V249H152ZM134 248H136V247H134ZM163 248V247H162ZM163 248V249H164ZM31 249V248H30ZM35 249V248H34ZM102 249H104V248H102ZM132 249V248H131ZM139 249V248H138ZM148 249H149V247H148ZM147 249V250H148ZM161 249V248H160ZM160 249H156L157 251H159ZM249 249V248H248ZM154 250V249H153ZM31 251H32V249H31ZM90 251V250H89ZM132 251H133V249H132ZM146 251V250H145ZM92 252V251H91ZM101 252H103V250L101 251ZM131 252V251H130ZM129 252V253H130ZM143 252H144V250H143ZM147 252V251H146ZM155 252V251H154ZM154 252H152V253H154ZM161 252H162V250H161ZM128 253V252H127ZM151 253V252H150ZM152 253H151V256H152ZM159 253V252H158ZM103 254V253H102ZM105 254V253H104ZM133 254V253H132ZM148 254V253H147ZM160 254V253H159ZM27 255V254H26ZM129 255V254H128ZM155 255H156V253H155ZM155 255H153V256H155ZM98 256H100V253H99V255ZM141 256H142V254H141ZM144 256H147V255H144L143 254V258H145ZM150 256V257H151ZM152 256V257H153ZM159 256V255H158ZM70 257H72V260L71 261H68L69 260V258ZM100 257H102V256H100ZM109 257V258H108ZM140 257V256H139ZM157 257V256H156ZM28 258V257H27ZM142 257H141V259L142 260H145V259H143ZM39 259H42V258H39ZM38 259V260H39ZM48 259V258H47ZM54 259V260H53ZM155 259V258H154ZM45 260V259H44ZM125 260H126V258H125ZM147 260V259H146ZM152 260V258L150 259V261ZM35 261H37V260H35ZM103 261V262H102ZM135 261H137V260H135ZM134 261V262H135ZM141 261V260H140ZM139 261V262H140ZM156 261H157V259H156ZM161 261V260H160ZM242 261V260H241ZM123 262V261H122ZM126 262V261H125ZM142 263L144 262V261H141ZM153 262V261H152ZM34 263V262H33ZM154 263H158V262H154ZM31 264V263H30ZM136 264V263H135ZM139 264V263H138ZM146 264H150V262H147Z\"/></svg>",
    "mask_w": 264,
    "mask_h": 264
}]
</instances>
